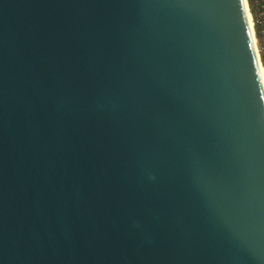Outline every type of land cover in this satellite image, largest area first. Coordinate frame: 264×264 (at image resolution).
<instances>
[{
  "label": "water",
  "instance_id": "1",
  "mask_svg": "<svg viewBox=\"0 0 264 264\" xmlns=\"http://www.w3.org/2000/svg\"><path fill=\"white\" fill-rule=\"evenodd\" d=\"M248 9L0 0V264H264Z\"/></svg>",
  "mask_w": 264,
  "mask_h": 264
},
{
  "label": "trees",
  "instance_id": "2",
  "mask_svg": "<svg viewBox=\"0 0 264 264\" xmlns=\"http://www.w3.org/2000/svg\"><path fill=\"white\" fill-rule=\"evenodd\" d=\"M248 1H249L250 10L253 14V18L255 22V31H256L257 38H258L261 59L264 64V49H263L262 34H261L262 27L258 23V14H259L261 5L262 4L264 5V0H248Z\"/></svg>",
  "mask_w": 264,
  "mask_h": 264
},
{
  "label": "built area",
  "instance_id": "3",
  "mask_svg": "<svg viewBox=\"0 0 264 264\" xmlns=\"http://www.w3.org/2000/svg\"><path fill=\"white\" fill-rule=\"evenodd\" d=\"M258 23L262 27L261 34H262V43H263V49H264V5H261L259 14H258Z\"/></svg>",
  "mask_w": 264,
  "mask_h": 264
},
{
  "label": "bare ground",
  "instance_id": "4",
  "mask_svg": "<svg viewBox=\"0 0 264 264\" xmlns=\"http://www.w3.org/2000/svg\"><path fill=\"white\" fill-rule=\"evenodd\" d=\"M246 2H247V0H246ZM246 4H247V3H246ZM248 16H249L250 25H251V28H252L253 39H254V42H256V35H255V37H254V31H253L254 29H253L252 15H251L249 9H248ZM260 67H261V71H262V73H263L264 69H263L261 63H260Z\"/></svg>",
  "mask_w": 264,
  "mask_h": 264
},
{
  "label": "rangeland",
  "instance_id": "5",
  "mask_svg": "<svg viewBox=\"0 0 264 264\" xmlns=\"http://www.w3.org/2000/svg\"><path fill=\"white\" fill-rule=\"evenodd\" d=\"M253 20V19H252ZM253 26H254V23H253ZM254 31V30H253ZM255 34H256V31H255V33H254V37H255ZM256 45H257V47H258V52L260 53V49H259V44H258V38H257V35H256ZM262 60V59H261ZM263 62V61H262ZM264 65V64H263ZM263 67V66H262ZM263 69H264V67H263Z\"/></svg>",
  "mask_w": 264,
  "mask_h": 264
}]
</instances>
